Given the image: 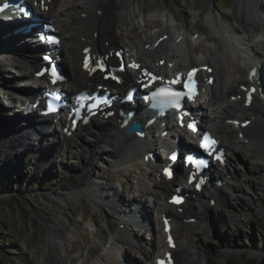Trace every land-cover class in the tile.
I'll list each match as a JSON object with an SVG mask.
<instances>
[{
    "label": "bare ground",
    "instance_id": "bare-ground-1",
    "mask_svg": "<svg viewBox=\"0 0 264 264\" xmlns=\"http://www.w3.org/2000/svg\"><path fill=\"white\" fill-rule=\"evenodd\" d=\"M205 1L210 5L211 0ZM243 1L245 4L244 9L246 13L243 14L241 19L242 22L245 23V25L249 23L250 26V24L255 23L253 19H255V17L259 15L257 11V8L259 7L255 8L252 0ZM29 3H32V1H30ZM116 10H125L124 15L128 17L129 25L134 29L137 21L136 19H134L135 15L133 13V9L127 6V4H119L117 0H51L48 2V9L43 11V14L47 18H50L52 20L54 27L58 30V35L61 40L60 47L57 52L62 55V64L67 68L69 72L68 82L59 85L67 88L71 94L74 93L78 88L79 90L93 88L94 81L99 84L105 83L103 82L105 81V79L102 75H99L97 72L89 74L87 71L82 69V49L85 47H89L92 53H94L95 55L97 53L103 52L108 55L107 59L109 61L115 60L113 52L119 44L117 35H115L112 30V24ZM206 22L212 26L211 28L222 34V50L219 49V45H214V43H212L214 46H204V44H202L203 46L200 45L199 48H203L206 54L200 57L193 56L191 54L192 47L187 45L189 39L186 36V32H180L179 29L177 31L171 30L169 26L160 24L161 27L152 34L154 37H152V35L148 36V38L152 39L150 42L147 38L145 40L142 39V46L134 45L137 53V60L141 63V66H148V64L143 59H141V57L144 54H151L150 52L146 51H153L150 50L153 47L152 42L156 41V39L162 34L167 33V40L169 41H167L166 44L169 47L173 46V43L170 42L175 41V36L181 37V39L179 40L180 46H182L183 43L186 42L182 49L184 57L187 58L190 62L201 61L204 64H207L206 62L209 61L212 62V67L214 69L213 73L216 75V80L212 85H209L207 83L204 84L206 90H210V96L208 98L209 112H204L205 116H207L206 122L209 124V128L214 132V134L220 137L222 145L228 152L226 160L227 162L231 163L232 160H236L234 159V157L237 156V152H239L240 146H243L244 144L248 146V143L244 142L245 138L248 139L249 143L256 145L258 149L257 155L259 156L257 157V161L254 163V165L258 168L257 170H260V167L264 166V145L261 144V141L264 140V105L259 103L255 105V103H252L247 108L243 106V96H240L239 99L236 98L235 102H233L231 99L232 96L237 97L241 94L239 87L236 86L249 83L250 79L247 77L248 70L253 66L264 65V57L262 58L261 56H259L260 54L256 50L253 51V48L250 47L249 44H246V50H250L256 55L258 54L259 57L255 60L253 59V61L252 59H250L248 61V64L240 66L238 60L241 59V57L239 56L240 58L237 59V63L230 62L231 64H229L227 67L225 65V71L222 75V72L220 70L221 65H219V67L217 65L218 62L216 64V60L219 61L220 59L219 63L221 62V64L222 62L225 64L230 60L236 61V59L233 58L235 57L234 53H232L231 57L227 59L226 52L228 53L229 51L230 53V51H234L231 46V43H233L232 37L234 33L238 31L229 23L228 18L225 14L221 15V13H216L209 6L207 7L206 12ZM157 24L158 23H155V25L152 26L158 27L159 25ZM236 36L238 41H240V45H242L243 43L241 44V39L238 37V35ZM19 41L20 40L17 39H10L1 42L0 40V73L5 72L9 73L12 77H16L12 73V71H10L11 67L8 68L9 64L11 63L14 66H17V68L19 69L17 70L22 75L26 76V78H29L36 71L35 66L39 62V58H35L34 56L29 55L28 51L18 52V49H16L15 45H17ZM261 42L264 41L260 40V43ZM146 44H149V49H145ZM19 45H21V43H19ZM159 46L160 43L155 46V48L158 49ZM4 48H6V50H4ZM141 49H143V52L145 51V53H142ZM182 49L176 50V48L173 46V49L171 50H176L180 53ZM262 49H264V47ZM171 50L167 52L162 51L160 54L156 55L157 59L165 58L164 65L161 66L158 62L156 63V61L150 60L148 67H157L160 70L172 72L180 70L182 68L184 69L185 64L178 63L176 65H173L174 55L171 53ZM68 56L70 59L68 58ZM72 62L73 67L69 65V63ZM75 65H78V68H75ZM231 66H235L233 71L239 70L240 74L236 75L235 73H233L232 69H230ZM69 67H72V69H69ZM123 75L124 79L128 80L134 78L136 72L127 69L124 71ZM202 76H207V73L203 72ZM255 77L257 76L255 75ZM219 79L222 80V89L216 87ZM2 82L6 85H15L9 80H2ZM29 82L30 81L28 79L20 80L21 85L27 84ZM47 83L48 81H46V79L43 77L39 83L41 87L36 89H26V98L30 99L33 96L36 97L38 94H40V89H42ZM234 83L238 85L234 86ZM29 84L34 85L35 82L31 81ZM121 86L126 87V83H122ZM14 87H16V85ZM116 88L120 89L121 87ZM224 88L226 89L224 90ZM239 104L246 109V112L252 117L253 120L252 125L247 127L246 133L244 134V137L242 139H240L237 135V126H235V124L230 121L231 119H237L232 115L231 110L233 109V106ZM199 106L201 107L200 104ZM2 113L3 110L1 111L0 109V160L3 156L9 157L13 153L14 145L22 147V142L29 139V131H34L36 134H38V137L42 136L43 139H41L43 141H47V139L45 138L47 137V135H50L47 130L49 128H52L53 132L51 135H54L56 138H58L57 142L50 141L49 144H44L46 149L45 154H47V158L46 155H43L40 158L42 164L53 157L55 152L64 149L63 147L71 146V137H63L64 139L61 140L57 135V129L53 127L54 124L51 120L54 119V117L40 118L38 112H35V114L31 113L28 115L31 123L23 127L19 125L14 126V123L18 119H21V117H17L15 119L13 117L3 118ZM93 127L95 130L94 133L96 132L97 134L95 135V142H91L89 145L87 144L88 146H86V153L84 156V160L86 162L84 163V161L80 159L79 169L76 170L75 168L73 174L69 175L67 178H64L62 182L58 183L52 190H50L48 195H42L40 193L26 195L25 199H27V201L31 205L33 215L23 216L21 227L23 239L21 246H9V253L14 264H32L29 256L25 254V252H27L26 250H28L27 243L32 236L35 226V221L33 218V216L35 215L43 218L47 222L48 234L44 237L41 243V251L43 256L47 257L51 264H122L121 261H124V256H130L128 247H130L134 251V254H143L145 261H152L154 254L156 252H159V250L165 245L164 242L162 243V245H159L156 242V235L162 236L160 226L161 224L160 221L156 222L155 219H152V215H149L151 214V212L148 210V205L146 204H141L140 202L138 203L140 204L139 206L143 208L142 210H144V212L149 215L145 218L149 217V224H153L152 230H145V238L138 236L137 234H135V232L132 231L129 222L127 221L129 220L128 218L130 217V214L121 212L123 207L129 210L130 213L134 212L131 208V204L121 199V197H119L117 194V190L113 189V187L111 188V191L107 190L105 192L103 189L99 188L98 183H96L95 180H92V158L96 155L98 157L101 156L99 158L100 160H104L107 164L116 167L117 170L115 171L118 173L114 176L121 184L122 180L119 177L120 175H122V171L120 170L124 169L125 173H130V175L134 179H136L140 190L143 192V195L146 194V196L150 198L152 208L158 214H161L162 212L167 213L172 217V222L173 220L176 221L178 219V215L171 208V206L165 203V199L167 193L171 192L172 188H174V186L177 184L178 178L185 171L184 168H180V172L177 173V177H175L173 180H165L158 172V170L149 164L148 159H145L144 157L145 154L149 152V145L147 142L129 136L124 131L120 130L118 128L119 125L117 121L111 118L102 126H96L95 124L93 125ZM156 127L157 125L154 124L152 128ZM18 130L20 131L19 133H17ZM162 130V128L155 129V131H158L159 133ZM82 131L83 128L78 129L73 133V135L76 137H80ZM50 145H52V147H48ZM159 158V160H162L161 157ZM215 171H217L216 168ZM245 172L247 173V175L258 173V171H256V173L255 171L251 172V166L250 168L246 167ZM228 174L229 178L232 179L233 177L231 175V172H228ZM224 179H226V182L225 185L223 184L222 188L218 189L216 184H212V188L215 190V192H208V194L212 195L211 197H215L218 200V204L220 206H224L221 207V209H225L227 204H229L227 198L230 196L231 192H235L233 189L235 187H233V185L231 184V180H228L226 176L224 177ZM75 187L79 188L76 191V194L80 192L83 193L84 195H86V197H88L89 201L93 202V204L101 210V212L104 214L103 221L105 227L102 228L98 224L95 233V237L98 239V242L93 241L88 245H84L82 247V251L76 257H70L67 255L66 249L63 246L64 243L62 240V235L60 234L61 224L51 219V216L48 212H46L45 207L59 206L60 202L65 197L63 191L70 190ZM225 190L227 191L225 192ZM17 191L21 192V189L19 188L17 189ZM73 193L75 192L73 191ZM192 196V193H189V197L191 198ZM195 196L199 197L198 199H200L201 202L200 208H193L192 214H195L194 217L198 221H200L205 217L206 210L210 206L208 204L209 198L204 196L203 194H196ZM206 198L207 200L206 202H204ZM131 200L132 202L133 200H135L136 202V198L133 196ZM120 201L123 202L120 203ZM103 205L109 207V209L111 208L112 211L117 214V216L115 215L114 217H111V215L107 214V212H105L102 208L104 207ZM191 216L192 215H190V217ZM133 218L136 219V215H134ZM226 218L228 220L231 219L229 215L224 216V219ZM99 228L101 229L100 231H98ZM175 231L177 230L175 229ZM132 237H134V240H131ZM254 248L257 250L260 249V247ZM122 251L124 253L121 257L120 254ZM223 251L227 253L226 250ZM134 258L138 259L135 256ZM183 259L184 258H180L179 264H187V261ZM199 262H201V259H199L198 263Z\"/></svg>",
    "mask_w": 264,
    "mask_h": 264
},
{
    "label": "rangeland",
    "instance_id": "rangeland-1",
    "mask_svg": "<svg viewBox=\"0 0 264 264\" xmlns=\"http://www.w3.org/2000/svg\"><path fill=\"white\" fill-rule=\"evenodd\" d=\"M252 1L255 8L259 7L257 8L259 15L257 16L258 18L255 17L253 19L255 23L250 24V27L249 23L245 25L241 19L243 14L246 13L243 0H211L210 5L205 0H117L119 4H127V6L133 9L134 19L139 23L136 22L135 29H132L129 25L128 17L124 15L125 10H116L112 30L116 33L115 35L119 36V42L127 43L129 42L128 38L131 37L137 41L138 35L150 26L155 25V23H158L157 25L159 26L167 24L170 28L174 26V29L185 27L192 32L198 30L203 36L201 44H204V46H214L217 44L220 47L219 49L222 50L223 40L221 39V34H219L220 32L211 28L212 26L206 22V12L209 6L216 13L225 14L229 23L241 31V36L246 38L247 42L253 45L255 50L259 51V56L263 58L264 49L262 48L264 47V42L260 43V40L264 41V0ZM257 34H261L262 38L259 39L260 36L256 38ZM204 37L208 38V40ZM254 40L257 44L261 45H257ZM164 43L165 41H162L156 51L165 49ZM195 46L193 45L192 47ZM259 46L262 48H259ZM201 50L202 48L196 46L193 54H191L194 55L196 51ZM141 51L145 53L143 49ZM146 52L151 53V51ZM163 52L167 51L163 50ZM232 53H234L235 57L233 58L236 61L230 60L225 64L222 62L224 68L221 62L219 63L220 59L219 61L216 60V64L218 62L217 65H221L219 67L222 75L225 71V65L227 67L231 64L230 62L237 63L240 55H238L239 53L236 54L235 51L226 52V58H230ZM156 55L152 60L155 61ZM69 65L73 67V62L69 63ZM72 67H69V69H72ZM234 67L231 66L230 69L233 71ZM75 68H78V65H75ZM233 73L236 75L240 74L239 70H235ZM16 82H18V79H15L13 83ZM217 84L216 87L222 89V80L219 79ZM11 85L0 84V104H4L3 106L7 105V109H12L16 105L14 102L10 103L5 100L6 97L15 95L17 92L16 87H14L15 85ZM236 85L238 84L234 83V86ZM244 116L249 117L247 114H244ZM93 132L92 126L84 127L80 137H72L71 146L63 147L64 149L61 151L55 152L53 157L44 162V164H42L40 158L43 155H46L47 158L44 145L47 143L37 138L22 142V147L14 145L13 153L9 157L3 156L1 158L0 264H14L9 253V246H21L23 239L21 229L23 216L33 215L32 207L27 199H25L26 195L34 193L48 195L50 190L58 183L73 174L75 168L78 170L80 165L79 160L81 159L84 163L86 162L84 160L86 146L91 142H95V135L97 133L93 134ZM261 142L264 145V140ZM48 147H52V145ZM257 150V146L254 144L239 147L240 153L237 152V156L234 157L236 160H234L235 163L233 165L236 170L235 180L232 183L235 187L233 188L235 199L230 201L229 196L227 198L229 204H227L225 209L221 210L219 205L212 206L211 209L206 210L205 217L199 222L188 223L183 218L189 215L192 207H188L189 211L186 209V212L179 216V219L176 221L178 228L176 236L180 242L183 241L184 246L176 252L177 264L180 258H184L183 260H186L187 264H253L255 261L264 259V166H261L260 170H257L258 168L254 165L259 156L257 155ZM35 153L36 155H34ZM100 157L96 155L92 158V180H95L99 188L105 192L107 190L111 191L113 187V189L117 190L118 196L125 200V202L132 201L131 196L133 191L130 173H125L124 169L120 170L122 171V175L119 177L122 180V185H120L114 176L118 173L115 171L117 170L116 167L107 164L104 160H100ZM240 161L245 162V165L249 168L251 166V172L255 171L256 173L258 171V173L247 175L245 165L241 164ZM117 184L120 187L117 188ZM19 188L21 192L17 191ZM78 189V187H75L63 191L65 197L59 206L45 207L51 219L61 224L60 234L62 235L63 246L70 257H76L82 251L84 245L98 241L95 237L98 224L102 228L105 227L103 221L104 214L93 202L89 201L86 195L81 192L76 194ZM122 202L120 201V203ZM149 202L150 198L145 196L143 203L147 204ZM102 208L111 217L117 216L111 208L109 209L107 206ZM226 215H229L231 219H224ZM33 218L35 226L32 236L28 240V250H26L25 254L29 256L32 264H51L41 251V243L48 234L47 222L36 215ZM100 230L99 228L98 231ZM140 236L142 237V233ZM254 247H260V249L257 250ZM128 248L130 249H128L129 254L130 252L134 253L130 247ZM223 250H226L227 253ZM197 258L201 259V262L198 263L199 259Z\"/></svg>",
    "mask_w": 264,
    "mask_h": 264
},
{
    "label": "snow or ice",
    "instance_id": "snow-or-ice-1",
    "mask_svg": "<svg viewBox=\"0 0 264 264\" xmlns=\"http://www.w3.org/2000/svg\"><path fill=\"white\" fill-rule=\"evenodd\" d=\"M8 7V5L7 4H5L4 6H3V8H0V11H3L5 8H7ZM161 91H164V90H161ZM172 95H176V96H179V93H171ZM189 159H191V158H189Z\"/></svg>",
    "mask_w": 264,
    "mask_h": 264
},
{
    "label": "trees",
    "instance_id": "trees-1",
    "mask_svg": "<svg viewBox=\"0 0 264 264\" xmlns=\"http://www.w3.org/2000/svg\"><path fill=\"white\" fill-rule=\"evenodd\" d=\"M253 264H264V259H261L259 261H255Z\"/></svg>",
    "mask_w": 264,
    "mask_h": 264
}]
</instances>
